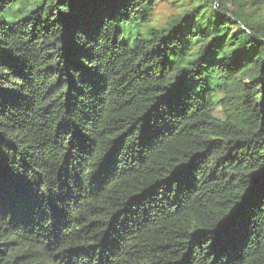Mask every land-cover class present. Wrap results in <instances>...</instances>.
<instances>
[{"label": "trees", "instance_id": "trees-1", "mask_svg": "<svg viewBox=\"0 0 264 264\" xmlns=\"http://www.w3.org/2000/svg\"><path fill=\"white\" fill-rule=\"evenodd\" d=\"M157 3L0 0V264H264V0Z\"/></svg>", "mask_w": 264, "mask_h": 264}, {"label": "rangeland", "instance_id": "rangeland-1", "mask_svg": "<svg viewBox=\"0 0 264 264\" xmlns=\"http://www.w3.org/2000/svg\"><path fill=\"white\" fill-rule=\"evenodd\" d=\"M237 1H243V0H237ZM248 1V0H244ZM173 0H158L157 5L154 8V13L152 16V22L151 24L161 25L168 21L172 16H175L178 14L179 9L173 5ZM34 8L33 4H30L28 6V9L31 10ZM252 10H254L253 7H251ZM6 18L8 21L13 20V16L6 15Z\"/></svg>", "mask_w": 264, "mask_h": 264}]
</instances>
